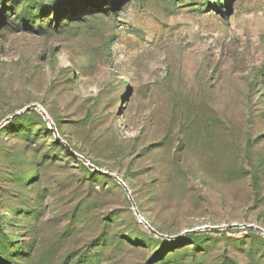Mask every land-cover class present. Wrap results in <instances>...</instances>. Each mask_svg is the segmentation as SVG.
<instances>
[{"label": "rangeland", "instance_id": "1", "mask_svg": "<svg viewBox=\"0 0 264 264\" xmlns=\"http://www.w3.org/2000/svg\"><path fill=\"white\" fill-rule=\"evenodd\" d=\"M52 1L0 0V264H264V0Z\"/></svg>", "mask_w": 264, "mask_h": 264}, {"label": "water", "instance_id": "2", "mask_svg": "<svg viewBox=\"0 0 264 264\" xmlns=\"http://www.w3.org/2000/svg\"><path fill=\"white\" fill-rule=\"evenodd\" d=\"M29 108H38V105L36 104H32L30 106H27L26 109H29ZM22 111H19V112H15L14 114L10 115V116H7L5 117L1 122H0V128L5 124L7 123L10 119L14 118L15 116H17L18 114H20ZM43 112V111H42ZM53 129V133H54V136H55V139L57 141L61 140L59 135L57 134L56 130L54 128ZM62 143L64 144V146H66V148L70 151L71 154H73L74 156L80 158L83 162H85L88 167L96 172H99V173H102L104 175H108V176H111L113 177L115 180H117L122 186L123 188L128 192V188L127 186L124 184V182H122L117 176H115L114 174L112 173H109L107 171H103L101 169H99L98 167H96L95 165L89 163L83 156L77 154L74 150H72L68 144L64 141H62ZM135 213L140 216L139 212L135 211ZM144 224L147 226L148 230L151 231L152 233H154L155 235L157 236H160V237H168L160 232H158L157 230H155L151 225H149L146 221H144ZM259 229V228H258ZM189 232V231H188Z\"/></svg>", "mask_w": 264, "mask_h": 264}, {"label": "trees", "instance_id": "3", "mask_svg": "<svg viewBox=\"0 0 264 264\" xmlns=\"http://www.w3.org/2000/svg\"><path fill=\"white\" fill-rule=\"evenodd\" d=\"M52 2H55V4H61L62 2H63V0H53ZM51 2V3H52ZM17 116H19V115H17ZM17 116H15L14 118H16ZM3 128V127H2ZM1 128V129H2Z\"/></svg>", "mask_w": 264, "mask_h": 264}]
</instances>
